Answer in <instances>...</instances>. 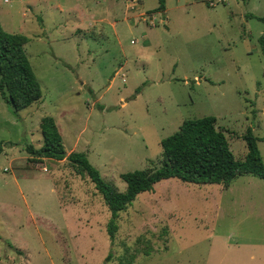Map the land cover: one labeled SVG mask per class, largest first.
<instances>
[{
  "label": "rangeland",
  "instance_id": "1",
  "mask_svg": "<svg viewBox=\"0 0 264 264\" xmlns=\"http://www.w3.org/2000/svg\"><path fill=\"white\" fill-rule=\"evenodd\" d=\"M0 0V25L24 50L41 99L14 111L0 95V264H264V180L228 187L176 178L117 218L67 159L31 160L44 116L66 154L85 152L118 191L121 173L159 166L160 140L216 117L237 160L251 127L264 159V0ZM254 184V185H253ZM256 184V185H255ZM146 251V252H145Z\"/></svg>",
  "mask_w": 264,
  "mask_h": 264
},
{
  "label": "trees",
  "instance_id": "2",
  "mask_svg": "<svg viewBox=\"0 0 264 264\" xmlns=\"http://www.w3.org/2000/svg\"><path fill=\"white\" fill-rule=\"evenodd\" d=\"M165 11V0L150 13ZM264 21V18L259 17ZM29 38L23 33L7 32L0 25V95L14 111L26 108L41 99L40 83L24 50ZM264 55V34L259 38ZM42 144L36 148L27 144L25 149L31 160L49 158L67 159L76 173L85 175L93 182L96 190L110 211L106 232L113 240L117 231V218L142 192H153L154 185L161 180L176 178L194 184H221L228 187L239 175L250 174L264 180V159L251 127H247L242 138L247 152L242 160L235 159L225 133L217 128L216 117L206 115L183 121L171 135L160 140L161 157L159 166L142 168L120 174L125 182L124 191L108 183L100 171L93 166L85 152L71 151L66 154L57 124L53 117L44 116L39 122ZM264 141V137L262 138ZM1 152V143H0ZM146 252V251H145ZM111 257L109 252L104 263Z\"/></svg>",
  "mask_w": 264,
  "mask_h": 264
},
{
  "label": "built area",
  "instance_id": "3",
  "mask_svg": "<svg viewBox=\"0 0 264 264\" xmlns=\"http://www.w3.org/2000/svg\"><path fill=\"white\" fill-rule=\"evenodd\" d=\"M5 2L8 1V0H4Z\"/></svg>",
  "mask_w": 264,
  "mask_h": 264
},
{
  "label": "crops",
  "instance_id": "4",
  "mask_svg": "<svg viewBox=\"0 0 264 264\" xmlns=\"http://www.w3.org/2000/svg\"><path fill=\"white\" fill-rule=\"evenodd\" d=\"M254 185V184H253ZM256 185V184H255ZM224 188H226V187H224Z\"/></svg>",
  "mask_w": 264,
  "mask_h": 264
}]
</instances>
